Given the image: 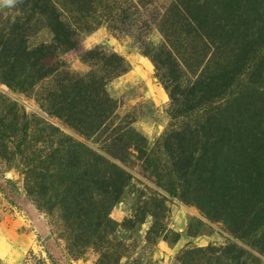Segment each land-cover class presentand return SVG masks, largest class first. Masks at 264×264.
<instances>
[{"label": "rangeland", "instance_id": "374dc122", "mask_svg": "<svg viewBox=\"0 0 264 264\" xmlns=\"http://www.w3.org/2000/svg\"><path fill=\"white\" fill-rule=\"evenodd\" d=\"M260 5L0 0V264H264Z\"/></svg>", "mask_w": 264, "mask_h": 264}, {"label": "trees", "instance_id": "16d2710c", "mask_svg": "<svg viewBox=\"0 0 264 264\" xmlns=\"http://www.w3.org/2000/svg\"><path fill=\"white\" fill-rule=\"evenodd\" d=\"M258 7H259L258 12H260L261 16H260V21L254 20V21H256V25H260L263 21V18H264V5H260ZM260 27L264 28V25H261ZM243 34H246V31L243 32ZM207 135L208 134L205 131L203 132V134H201L199 131L194 132L191 129H186L185 136L184 137L180 136L179 142L181 144L182 143L184 144V142L186 144H193V143H201L202 144L204 142H207L206 140L209 139V136H207ZM176 138H179L178 133H176ZM180 143H178V144L175 143V148L176 147L178 148V146H182ZM119 177H120V174L116 173L115 178L113 180V186H115V190H116V188L119 190V194H122L123 190L128 185V180L126 179V181H123V180H120ZM116 199H118V197H114V200H116Z\"/></svg>", "mask_w": 264, "mask_h": 264}, {"label": "bare ground", "instance_id": "6f19581e", "mask_svg": "<svg viewBox=\"0 0 264 264\" xmlns=\"http://www.w3.org/2000/svg\"><path fill=\"white\" fill-rule=\"evenodd\" d=\"M135 60V59H134ZM137 60V59H136ZM139 61L142 62L143 65H145L147 68H150V63L146 59H140ZM157 89V88H156ZM156 93V92H155ZM158 94V93H157Z\"/></svg>", "mask_w": 264, "mask_h": 264}]
</instances>
